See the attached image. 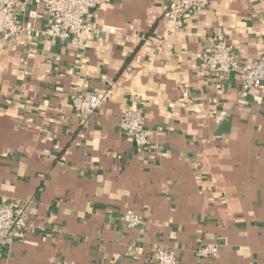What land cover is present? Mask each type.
I'll return each mask as SVG.
<instances>
[{
  "label": "crops",
  "instance_id": "crops-1",
  "mask_svg": "<svg viewBox=\"0 0 264 264\" xmlns=\"http://www.w3.org/2000/svg\"><path fill=\"white\" fill-rule=\"evenodd\" d=\"M166 10L110 0L91 13L100 37L75 47L43 35L48 15L30 0L18 38L0 41V202L28 213L0 264H152L157 246L178 264H264V91L198 60L212 38L242 66L263 59L264 0H213L180 26ZM99 91L93 115L73 110ZM135 108L147 148L118 131ZM127 210L143 233L124 226ZM202 244L218 256L198 257Z\"/></svg>",
  "mask_w": 264,
  "mask_h": 264
},
{
  "label": "built area",
  "instance_id": "built-area-1",
  "mask_svg": "<svg viewBox=\"0 0 264 264\" xmlns=\"http://www.w3.org/2000/svg\"><path fill=\"white\" fill-rule=\"evenodd\" d=\"M166 16L174 25L180 26L189 14L197 16L210 6L213 0H165ZM30 0H0V41L13 42L23 30L21 16ZM110 0H33L37 6H43L49 24L42 32L47 38L68 42L75 47L84 46L101 35L99 29L90 23L91 13L100 6H106ZM237 47L224 40L212 38L198 56L200 63L207 66L215 75H228L236 70L241 72L244 91H264V58L251 67L238 63ZM105 92H89L73 97L71 106L82 116L93 115L106 102ZM118 131L130 138L138 148L150 145V132L146 128L145 113L142 109L124 111L118 121ZM127 229L143 233L145 220L131 210L121 215ZM28 222L26 202H0V253L10 242L20 236ZM141 254V253H140ZM219 254L216 244H202L196 249V255L204 259H215ZM152 264H178L177 255L160 246L152 249L149 256ZM51 264H70L66 261H54Z\"/></svg>",
  "mask_w": 264,
  "mask_h": 264
}]
</instances>
